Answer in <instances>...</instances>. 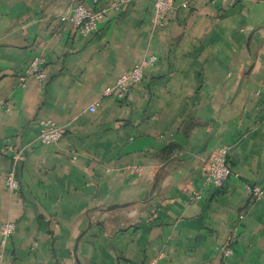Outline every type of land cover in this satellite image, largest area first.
<instances>
[{
  "label": "crops",
  "instance_id": "1",
  "mask_svg": "<svg viewBox=\"0 0 264 264\" xmlns=\"http://www.w3.org/2000/svg\"><path fill=\"white\" fill-rule=\"evenodd\" d=\"M172 2L157 26L152 0H0V264H264L246 189L264 191V2ZM77 4L106 10L90 36L61 20ZM151 54L125 100L104 96ZM36 57L47 77L23 84ZM41 119L60 142L38 141ZM223 145L233 174L205 186Z\"/></svg>",
  "mask_w": 264,
  "mask_h": 264
},
{
  "label": "built area",
  "instance_id": "2",
  "mask_svg": "<svg viewBox=\"0 0 264 264\" xmlns=\"http://www.w3.org/2000/svg\"><path fill=\"white\" fill-rule=\"evenodd\" d=\"M155 8V17L157 26L164 24L165 15L173 9L172 0H152ZM230 3L239 2L241 0H223ZM264 2V0H261ZM114 6H117L114 4ZM186 6V4H184ZM106 10L93 11L86 8L83 4L75 5L68 14L62 15L61 20L74 24L80 35L90 36L95 33L99 27L100 20L104 17ZM158 61V57L154 54L145 56L141 61L136 63L132 69L121 75L114 85L107 87L104 90V96L115 97L118 100H125L131 91L133 85L140 83L145 76V70L149 67H154ZM45 60L40 57L33 58L26 66L24 75L20 77V81L24 84L27 77L34 76L38 80H45L47 77L44 69ZM91 112L96 111V106H89ZM65 134V128L57 125L49 119L40 120V132L38 141L42 144H55L60 142ZM11 148V147H10ZM13 150V149H11ZM229 147L226 145L218 147L208 158L202 169L203 181L205 186L222 187L224 183L233 174V171L228 163ZM24 158L22 151H13V168L4 176V181L10 191H16L20 188V182L15 174V167L18 162ZM139 171V168L135 167ZM246 189L256 199L264 196V191L260 186L246 185ZM194 197L200 198L198 192H194ZM15 232V224L13 222H4L0 226L1 244L5 246L9 237ZM235 232L222 247V252L225 257L233 254V242Z\"/></svg>",
  "mask_w": 264,
  "mask_h": 264
}]
</instances>
